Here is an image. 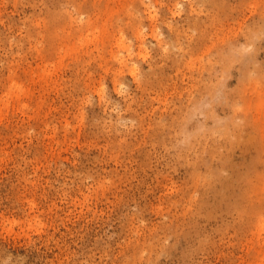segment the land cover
<instances>
[{"label":"rangeland","instance_id":"obj_1","mask_svg":"<svg viewBox=\"0 0 264 264\" xmlns=\"http://www.w3.org/2000/svg\"><path fill=\"white\" fill-rule=\"evenodd\" d=\"M260 95L264 0H0V264H264Z\"/></svg>","mask_w":264,"mask_h":264},{"label":"bare ground","instance_id":"obj_2","mask_svg":"<svg viewBox=\"0 0 264 264\" xmlns=\"http://www.w3.org/2000/svg\"><path fill=\"white\" fill-rule=\"evenodd\" d=\"M145 11H147L148 16H150L151 18H153V17L156 16V15H152L153 12H154V10L152 9V6L149 5V4L146 6ZM153 20H154V18H153ZM141 30H142L141 28H139L137 30V36H138V42H139V50H140V52H142L145 49L144 46H143L144 45V42H145V37H144L143 33L141 32ZM171 34L178 35L179 34L178 29L175 28L174 26H171ZM120 39H121V37H120ZM121 43H122V41H121ZM124 50L125 51H128V55L127 56L124 55V54L118 55V59L121 58L120 59L121 60V63L128 64L130 66L131 73H133L135 75L136 74V70H137V66L135 65V61L133 60V55H132V52H131V48L127 47L126 49L124 48ZM234 50H233V54L235 52ZM237 51H238V54H235L234 55V57L232 58L233 61L234 60H238V61L244 62V61H246L249 58V53L247 52L248 51V46H243V47L241 46L240 48L238 47ZM229 65H230V63H229ZM20 90H22V89H20ZM260 96L264 97V95H260ZM259 99H261V101L259 102V105H258L259 106L258 113H261L262 117L264 118V98H259ZM231 124L235 125V130L237 131L238 128H239L238 124L235 121H231ZM242 128H243L242 130H244L245 129V126H242ZM263 128H264V124H263ZM223 166H224V164H223Z\"/></svg>","mask_w":264,"mask_h":264}]
</instances>
